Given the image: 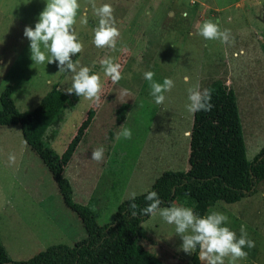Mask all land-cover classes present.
Here are the masks:
<instances>
[{
    "label": "rangeland",
    "instance_id": "obj_1",
    "mask_svg": "<svg viewBox=\"0 0 264 264\" xmlns=\"http://www.w3.org/2000/svg\"><path fill=\"white\" fill-rule=\"evenodd\" d=\"M47 2L0 0V96L12 85L20 111L33 110L54 84L68 93L73 83L72 72H58V61L33 62L30 41L23 35L26 26L35 27ZM94 2L97 8L104 4L114 8L120 31L116 48L95 46L94 30L100 18L91 0H78L73 27L84 49L71 58L80 67H89L90 74L100 75V98L88 100L68 93L77 101L64 110L56 134H49L50 145L45 142L63 155L82 123L91 118L64 173L73 184L74 200L90 206L103 226L113 221L123 201L149 191L163 172L190 168L194 119L188 110L190 88L198 86L203 92L211 81L224 80L238 96L249 160L264 147V0ZM84 15L87 24L80 22ZM209 20L221 30H230L229 43L199 35ZM109 57L122 66L123 78L116 84L104 75L101 64ZM146 71L154 72L158 83L165 78L174 81L162 104H156L150 94ZM123 103H130L131 108L117 128V109ZM123 128L131 130V139L117 138ZM101 146L104 155L97 162L91 159L92 152ZM10 154L15 156L14 163L9 161ZM210 211L226 214L229 220L224 226L238 238L245 226L248 238L255 242V247L244 248L247 258L235 264H264V181L253 195L234 203L218 201L207 214ZM142 226L145 235L140 243L161 262H191L192 254L181 249L183 241L175 225L166 223L159 213L150 215ZM86 236L81 219L64 203L52 173L25 142L20 124H0V258L28 260L51 245L73 246ZM105 264L119 263L106 256Z\"/></svg>",
    "mask_w": 264,
    "mask_h": 264
},
{
    "label": "trees",
    "instance_id": "obj_2",
    "mask_svg": "<svg viewBox=\"0 0 264 264\" xmlns=\"http://www.w3.org/2000/svg\"><path fill=\"white\" fill-rule=\"evenodd\" d=\"M206 89L211 91L213 107L211 111L194 113L190 131V168L163 172L149 191L123 201L113 221L100 226L93 209L74 200L73 184L64 173L90 126L91 118L82 123L78 135L60 155L49 146L48 137L51 132L56 134L64 110L77 100L72 101L68 93L54 84L33 110L20 111L12 96L13 86L8 85L0 96V124H20L25 142L52 173L64 203L77 213L87 236L73 246L51 245L28 260L0 258V264H105L106 256H111L119 264H165L140 243L145 235L142 224L150 215H140L139 209L150 203L145 200L149 192L158 193L161 207L184 204L200 216L207 215L210 207L218 201L234 203L256 193L258 183L264 181V147L253 160H249L234 88L224 80L215 79ZM130 108V103H123L117 109V128L126 120ZM114 133L112 131L111 135ZM132 203L138 206L135 217L129 207ZM2 253L0 244V257H3ZM198 256L199 246L193 250L189 264H201Z\"/></svg>",
    "mask_w": 264,
    "mask_h": 264
},
{
    "label": "clouds",
    "instance_id": "obj_3",
    "mask_svg": "<svg viewBox=\"0 0 264 264\" xmlns=\"http://www.w3.org/2000/svg\"><path fill=\"white\" fill-rule=\"evenodd\" d=\"M95 14L100 18L99 26L94 30L93 43L97 48H116L117 38L120 31L116 27V20L113 16L114 8L109 4L96 7L94 0H91ZM80 8L78 0H48L46 7L39 15V20L35 27L26 26L23 35L30 41L31 59L35 63H55L58 61V72L70 71L72 76V87L68 93H75L88 100H99L102 89L101 77L99 74H90L91 69L87 66L80 67L78 62H74L72 56L80 53L84 45L79 41L74 29L77 12ZM82 24H87V16L81 17ZM199 35L205 40H220L222 43H229L231 33L229 29L221 30L218 23L205 21L199 29ZM43 46V50L42 47ZM50 53V56L47 55ZM104 75L110 77L113 84L118 83L123 77L121 75V64L115 63L114 58L109 57L101 61ZM79 68V70H77ZM144 79L150 81L151 95L156 104H162L166 96L164 93L170 92L174 87L171 78H165L163 83L156 82L152 71L144 72ZM188 78L185 77V82ZM190 112L211 111V91L205 89L201 92L197 87L189 89ZM123 127V126H122ZM124 137L131 139L130 129L123 128L118 133L117 138ZM103 146L92 152L91 159L100 162L103 159ZM9 161L14 163L15 156L9 155ZM150 202L145 207L139 209L140 215H159L163 220L175 225L176 233L182 238L181 249L186 254H192L193 250L199 246L198 259L207 264H225V259L229 258V264H235L237 260L246 259L248 252L244 248L255 247V242L248 238L245 226L240 228L239 238L236 232L227 224L229 218L226 214L210 211L205 216L194 213L192 208L182 206H171L161 208L162 201L156 191H151L145 197ZM131 215L135 217L138 206L130 204Z\"/></svg>",
    "mask_w": 264,
    "mask_h": 264
}]
</instances>
